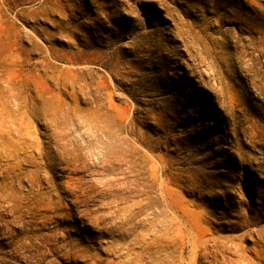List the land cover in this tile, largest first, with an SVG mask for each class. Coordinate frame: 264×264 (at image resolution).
Instances as JSON below:
<instances>
[{
  "label": "rangeland",
  "instance_id": "obj_1",
  "mask_svg": "<svg viewBox=\"0 0 264 264\" xmlns=\"http://www.w3.org/2000/svg\"><path fill=\"white\" fill-rule=\"evenodd\" d=\"M235 261L264 264V0H0V264Z\"/></svg>",
  "mask_w": 264,
  "mask_h": 264
},
{
  "label": "bare ground",
  "instance_id": "obj_2",
  "mask_svg": "<svg viewBox=\"0 0 264 264\" xmlns=\"http://www.w3.org/2000/svg\"><path fill=\"white\" fill-rule=\"evenodd\" d=\"M215 257V256H214ZM149 260V259H148ZM247 263V262H246ZM235 264H242V261H235Z\"/></svg>",
  "mask_w": 264,
  "mask_h": 264
}]
</instances>
